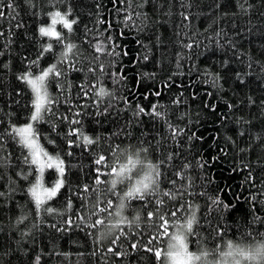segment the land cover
<instances>
[{
	"label": "trees",
	"instance_id": "trees-1",
	"mask_svg": "<svg viewBox=\"0 0 264 264\" xmlns=\"http://www.w3.org/2000/svg\"><path fill=\"white\" fill-rule=\"evenodd\" d=\"M0 12V264H165L169 237L148 216L157 210L169 234L194 217L191 252L264 238V0H0ZM55 12L76 21L71 31L51 25L60 43L39 32ZM67 44L75 47L65 57ZM53 64L52 103L34 128L65 161V185L37 210L28 193L36 173L23 179L26 150L8 133L33 110L19 77ZM133 152L156 166L158 191L121 210L127 187L108 191V165ZM56 178L46 169L43 184ZM97 218L104 223L91 227Z\"/></svg>",
	"mask_w": 264,
	"mask_h": 264
},
{
	"label": "snow or ice",
	"instance_id": "snow-or-ice-1",
	"mask_svg": "<svg viewBox=\"0 0 264 264\" xmlns=\"http://www.w3.org/2000/svg\"><path fill=\"white\" fill-rule=\"evenodd\" d=\"M9 7H13L11 4ZM71 10L69 9V12ZM3 15V12H0V16ZM53 17V25L56 23H61L64 28L69 31L72 30V25L76 23L74 20H68L67 14H61L60 12H55L50 14ZM39 32L42 36L54 37L57 43H60L62 40L61 33L56 31L53 26L39 28ZM75 45L67 44L65 45L66 51L62 53V56H67L68 53L72 51ZM190 47V45H189ZM53 48V44L49 43L43 49V52H50ZM97 51H102V48L97 47ZM2 54V53H0ZM40 55H43L41 53ZM37 62L32 61L31 64L35 65ZM60 75V72L56 71V65H50L45 69H41L39 75H33L30 71L25 72L19 79L23 80L31 89L34 94V99L32 100L33 110L29 117V123H26L22 126H11V130L8 133L13 140H15L21 147V149L26 150V154L23 157V162L29 166L30 172L23 174V179L28 180L29 175L32 172L36 173V181L31 184L28 189V193L31 196L36 209L39 210L46 201H49L56 197L62 187L65 185L63 179L65 174V161L60 158L59 154L56 156L50 155L44 147L39 143V137L37 130L34 128V123H39L43 119V113L49 110V105H51L52 100L47 92V81L50 77H57ZM100 95H106L107 93L103 88L99 91ZM156 106L153 105V115L160 117L161 114L155 111ZM143 108H138L137 115L143 113ZM78 123V121H74ZM171 128V126H170ZM173 136L177 135L179 131L175 128H171ZM5 133H0L2 137ZM77 135L80 139L83 140L85 146L93 144V140L84 136L80 130L74 129L70 130L69 135ZM3 146L0 145V148ZM70 155V153H69ZM126 165H117L113 166L108 165L110 168L109 176H112L113 179L109 182L111 187L108 191L112 194H116V188L120 184H125L127 190L123 192L121 203L119 204V209L123 210L125 207L130 205V202L135 199L141 202L146 201V198L149 196L156 195L158 191V177L160 173L155 170L154 165L149 164L145 168L143 161L139 157V153L133 152L125 157ZM106 162V158L103 155L98 156L95 160L96 165H102ZM4 161L0 160V166H4ZM136 166L135 171L132 176H129V171L132 170L133 166ZM46 169H54L57 173V179L52 183V186L45 187L43 184V175ZM97 176L95 183L97 185L104 183L101 181L100 176L102 175L99 167L96 169ZM141 172L143 175L141 176ZM133 177H139L138 179H133ZM88 190V186H84V191ZM3 193H0L2 196ZM164 195L171 197L172 194L164 193ZM158 204H163L162 200L157 201ZM107 204L109 207L112 206V201L108 200ZM71 202L69 201L68 207L70 208ZM45 211L52 212V208H46ZM99 212L107 211L106 208L97 209ZM96 214L95 212L93 213ZM117 215H120L117 212ZM149 217L154 218L158 221L157 228L161 231V234L169 237L168 250L163 253L168 261L171 264H241L242 260L252 261L257 258L262 252H264V246L258 248L255 253L251 250H245L244 248L239 247L238 245L233 244L231 241L227 242V251H221L220 248L209 250H201L199 253L189 251L188 244L186 243V234H190L193 229V218H188L186 224L182 226H177L178 230L174 233L169 234L168 226L169 219L165 215H160L159 210L155 213L149 212ZM171 216H175V212L171 213ZM125 218H121L117 221L118 226L120 223H124ZM68 224H71L72 221H67ZM104 221L97 218L95 223L91 227L95 228L97 225L103 224ZM180 229H183L181 231ZM115 241H113L114 243ZM199 247V245H197ZM111 251V249H109ZM149 251H154L156 257H161L162 252L159 249H148ZM210 257H219V259H210ZM239 257V259H237ZM37 264H39V257H37Z\"/></svg>",
	"mask_w": 264,
	"mask_h": 264
},
{
	"label": "clouds",
	"instance_id": "clouds-1",
	"mask_svg": "<svg viewBox=\"0 0 264 264\" xmlns=\"http://www.w3.org/2000/svg\"><path fill=\"white\" fill-rule=\"evenodd\" d=\"M262 246H264V238H261L259 241L256 242L245 243L241 247L244 248L246 251L251 250L253 253H255L256 250L258 248H261ZM223 250L224 249L221 248V251ZM213 259H215V257ZM237 259H239V257H237ZM241 264H264V252L258 255L255 260L252 261L242 260Z\"/></svg>",
	"mask_w": 264,
	"mask_h": 264
},
{
	"label": "rangeland",
	"instance_id": "rangeland-1",
	"mask_svg": "<svg viewBox=\"0 0 264 264\" xmlns=\"http://www.w3.org/2000/svg\"><path fill=\"white\" fill-rule=\"evenodd\" d=\"M51 24H50V26L53 24V17H51ZM56 30V29H55ZM40 74V73H39ZM39 74H37V75H39ZM30 121L28 120L26 123H29ZM26 123H24V124H26ZM24 124H22V125H24ZM22 125H20V126H22ZM50 155H53V154H50ZM53 156H55V155H53ZM57 179V178H56ZM55 179V180H56ZM54 180V181H55ZM35 181H36V179H35ZM45 186V185H44ZM50 186H52V184L50 185ZM50 186H45V187H50ZM177 230H178V228H177ZM181 231H183L182 229H181ZM169 244V243H168ZM168 250V245H167V249L165 250V252ZM164 252V253H165ZM165 264H171V262L170 261H168L167 259H166V257H165Z\"/></svg>",
	"mask_w": 264,
	"mask_h": 264
}]
</instances>
